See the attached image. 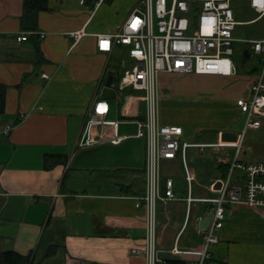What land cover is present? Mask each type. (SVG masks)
<instances>
[{"label":"crops","instance_id":"crops-1","mask_svg":"<svg viewBox=\"0 0 264 264\" xmlns=\"http://www.w3.org/2000/svg\"><path fill=\"white\" fill-rule=\"evenodd\" d=\"M96 1L49 0V8L39 13L38 30L29 33L21 25L24 0H0V83L7 86L0 113V249L31 252L33 264H145L143 255L131 252L144 246L146 235V142L133 136L136 109L123 117V98L118 106L117 94L108 99L107 119L119 120V133L129 136L112 143L113 126L95 125L94 141L83 143L92 102L103 97L110 75L118 79L126 57L124 46L99 51L97 34L119 29L138 0H103L95 6ZM80 30L86 34L77 39L73 33ZM254 75L164 72L161 119L181 124L188 141H220L223 131L243 128L245 114L236 100L249 95ZM196 91L204 96L196 97ZM209 130L217 140L200 139L209 138ZM108 147L113 152L106 156ZM191 151L207 154L198 167L190 165ZM235 153L232 147L187 150L194 195L217 194L215 184L227 175ZM239 157L244 163L264 161V117L260 127L246 132ZM161 169L163 183L173 179L179 197L159 202L160 245L170 248L185 223L187 182L180 157L163 160ZM179 173L184 186L176 182ZM209 207L193 204L181 247L199 245V221ZM225 216L208 264H264V206L227 205Z\"/></svg>","mask_w":264,"mask_h":264},{"label":"built area","instance_id":"built-area-1","mask_svg":"<svg viewBox=\"0 0 264 264\" xmlns=\"http://www.w3.org/2000/svg\"><path fill=\"white\" fill-rule=\"evenodd\" d=\"M103 0H97L98 6ZM233 0H138L123 25L110 33L97 34L99 51H112L115 46L125 47L124 68L116 80L115 92H123L121 116L135 110L136 131L133 136L146 142V191L143 196L146 209V235L142 247H133L132 253L145 257V264H208L211 249L219 241L218 230L224 225L227 205L245 203L255 207L264 206V161L244 163L240 152L244 147L246 132L258 128L264 117V38H240L235 35L238 25L248 24L264 17V0H248L257 16L240 21L235 17ZM32 33V31H28ZM84 30L73 33L80 39ZM44 34L41 33V36ZM22 34L17 39L22 40ZM244 42L251 57H258L259 68L249 83V95L237 98L236 105L245 114L244 126L236 141L192 142L184 137V127L166 123L161 119L160 75L216 74L231 77L238 73V63L233 57L234 43ZM50 78V74H43ZM132 90L142 91L137 94ZM137 107L135 108V104ZM110 102L95 97L89 110L86 129L93 142L91 130L95 125H112V143H119L129 134L119 133V120H108ZM11 130L10 125L4 132ZM190 147L202 152L207 147H232L236 149L229 162L227 175L216 195L196 196L193 193L194 173L187 161ZM180 157L187 182L184 196L186 202L185 223L170 248L160 245L159 202L178 199L173 179L163 183L162 161ZM237 169L242 172L237 173ZM196 202L207 203L210 222L206 229L198 228L199 245L183 248L180 239L188 223L192 206ZM176 257V258H175Z\"/></svg>","mask_w":264,"mask_h":264},{"label":"rangeland","instance_id":"rangeland-1","mask_svg":"<svg viewBox=\"0 0 264 264\" xmlns=\"http://www.w3.org/2000/svg\"><path fill=\"white\" fill-rule=\"evenodd\" d=\"M233 7L235 10V17L237 20L240 21H247V20H251L253 18H255L257 16V13L250 8V6L248 5V0H233ZM235 35L237 37L240 38H264V17L255 20L251 23L248 24H241L237 26ZM234 48H235V53H234V58L238 61V75L240 73L244 74V75H252V74H256L258 73V68H259V59L258 57L254 56L251 57L247 60V62L245 64H243V59H242V53L243 50L245 49V44L244 42H235L234 43ZM232 77V76H231ZM132 92L140 94L142 93V91H137V90H132L130 89ZM163 92H166V90H163ZM196 97H203L204 93L201 91H196L195 93ZM123 98V92L122 91H117V96L115 98V103L118 106V102H120V100ZM113 102V101H112ZM137 104H135V108L137 107ZM166 112L171 113L173 110V107H169L168 109L165 108ZM168 110V111H167ZM133 119V118H132ZM241 123L238 122L235 125V129H240L241 128ZM208 130V129H207ZM128 131H131V129H128ZM205 132H209L211 135L209 138H207V136L205 135L204 137L200 138L203 140H217L218 138L214 136V131L213 130H209V131H205ZM136 142V141H135ZM134 142V144H135ZM140 145V142H136V145ZM93 149H98V148H93ZM113 152L110 147L106 148V156L110 155L109 153ZM227 152V150H226ZM204 156V157H203ZM79 157L80 158H85V152H80L79 153ZM207 154H203L202 156L199 155H195L194 152H189V160H190V165L192 166H196L198 167L199 164H202V162L204 161L203 158H206ZM176 182L180 185V186H184V180L182 178V176L179 174H177V176H175ZM204 194V193H203Z\"/></svg>","mask_w":264,"mask_h":264},{"label":"trees","instance_id":"trees-1","mask_svg":"<svg viewBox=\"0 0 264 264\" xmlns=\"http://www.w3.org/2000/svg\"><path fill=\"white\" fill-rule=\"evenodd\" d=\"M48 1L49 0H24V11L21 16V25L24 30L32 31V33L38 30L39 13L49 8ZM122 70L119 71L118 76H120ZM6 89L7 86L0 83V113L5 109ZM46 165L49 166L48 159L46 161ZM226 166L228 169L229 165ZM52 250L53 247L49 250V253H52ZM177 262H179L178 259H173L169 261V264H174ZM0 264H33V255L31 252L27 254H21L13 250L3 251L0 249Z\"/></svg>","mask_w":264,"mask_h":264},{"label":"water","instance_id":"water-1","mask_svg":"<svg viewBox=\"0 0 264 264\" xmlns=\"http://www.w3.org/2000/svg\"><path fill=\"white\" fill-rule=\"evenodd\" d=\"M248 57H251V52L249 50H245L243 53V60L247 59ZM115 86H116V77L114 75H110L105 87L103 89V97L105 99H112L116 96L115 92ZM89 137V129L87 128L85 130V134L83 137V143H86ZM239 138V131H223L221 133V139L224 141H236ZM222 185V181L219 180L215 184V188H220ZM210 215H208L205 218L200 219L199 221V227L201 229H206L210 222Z\"/></svg>","mask_w":264,"mask_h":264}]
</instances>
